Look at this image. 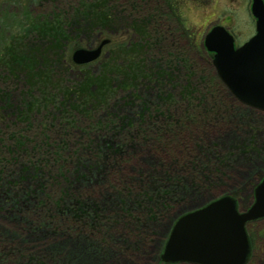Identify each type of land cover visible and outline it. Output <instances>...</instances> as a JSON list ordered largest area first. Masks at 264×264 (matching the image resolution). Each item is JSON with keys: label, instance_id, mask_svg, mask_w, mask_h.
<instances>
[{"label": "trees", "instance_id": "obj_1", "mask_svg": "<svg viewBox=\"0 0 264 264\" xmlns=\"http://www.w3.org/2000/svg\"><path fill=\"white\" fill-rule=\"evenodd\" d=\"M182 3L0 0V175L19 168L20 178L10 185L22 186L5 197L17 204L32 196L29 210L43 216L84 212L89 221L82 224L101 236L98 248L91 242L100 253L133 233L129 220L138 217L130 210L153 216L152 195L136 192L118 169L127 157L124 148L154 144L179 162L178 153L195 141L193 130L218 125L228 107L242 105L202 49L195 52L201 58L196 61L182 44L194 41L179 14ZM103 39L107 43L95 61L76 65L69 59L73 48ZM117 101L134 109L135 117L112 111ZM194 170L191 184L185 176L152 174L153 181L175 185L156 189V195L210 179ZM101 175L119 198L108 212H102L100 201L84 200L83 190H92V183H85ZM37 181L42 183L34 188ZM113 229L120 232L116 238ZM105 239L108 246L102 245ZM10 257L0 252L1 262ZM17 262L15 257L12 264Z\"/></svg>", "mask_w": 264, "mask_h": 264}, {"label": "rangeland", "instance_id": "obj_2", "mask_svg": "<svg viewBox=\"0 0 264 264\" xmlns=\"http://www.w3.org/2000/svg\"><path fill=\"white\" fill-rule=\"evenodd\" d=\"M248 4L249 0H183L179 14L187 28H195L196 40L182 44L192 51L196 61L201 60L195 52L201 50L198 39L209 20H213V23L226 22L236 32V42H242L253 32ZM145 95L146 98L151 97L150 92ZM113 103L112 111L127 114L126 118L135 117L134 109L125 107L121 101ZM245 107L232 104L225 112V119L218 125L193 130L195 141L192 140L190 148L178 153L179 162L177 157H168L164 150L156 148L154 144L124 148L127 157L119 161L118 169L136 192H149L152 195L153 216L144 209L130 210L138 217L137 220L135 217L129 220L133 233L128 235L124 244L118 241V244L111 242L108 246L105 239L102 245L108 247L103 253L91 247L95 243L98 248L101 236L82 224L89 221L84 212H75L78 214L76 217L65 212L62 216L48 213L43 216L29 210L35 201L32 196L28 202L22 199L17 204L10 202L5 192L11 194L22 186L11 189V182L20 178L21 170L9 167L6 174L0 175V252H9L11 257L4 262L0 258V264H12L15 257L19 261L16 264H80L81 261H85L83 264H159L160 249L168 228L178 215L224 194L233 195L239 208L245 210L253 201L255 185L264 175V111ZM241 140L244 143H239ZM182 156L189 157L182 161ZM194 166V174L199 172L205 177L206 173L210 179L202 180L200 186H190L192 189L181 186L182 189L179 187L166 196L156 195V189L161 191L164 187L173 188L175 185L153 181L154 177L162 179L164 175L175 174L185 176L186 182L191 184ZM141 172L143 177H138ZM41 183L37 181L34 188L40 187ZM91 183V191L83 190L86 195L84 200L89 203L100 201L102 212L114 210L119 198L110 186L111 181L101 175L85 184ZM107 186L109 190H106ZM165 197L171 201L168 202ZM246 228L252 247L247 264H264V218L248 223ZM119 233L116 230L112 232L115 238Z\"/></svg>", "mask_w": 264, "mask_h": 264}, {"label": "water", "instance_id": "obj_3", "mask_svg": "<svg viewBox=\"0 0 264 264\" xmlns=\"http://www.w3.org/2000/svg\"><path fill=\"white\" fill-rule=\"evenodd\" d=\"M250 9L256 17V33L240 48H233L231 36L220 26L206 36L205 44L215 52L212 62L220 81L240 102L264 110L263 1L252 0ZM101 44L75 48L70 59L77 64L90 62L100 54ZM258 183L255 200L244 211L238 210L232 196L223 195L177 217L163 245L161 259L244 264L250 251L244 224L264 216V177Z\"/></svg>", "mask_w": 264, "mask_h": 264}, {"label": "flooded vegetation", "instance_id": "obj_4", "mask_svg": "<svg viewBox=\"0 0 264 264\" xmlns=\"http://www.w3.org/2000/svg\"><path fill=\"white\" fill-rule=\"evenodd\" d=\"M250 8H251V0H249L248 9H249V11H250V15H251V19H252L251 24H252V28H253L252 31H253V32H252L251 34H249V35L247 36L246 39L250 38V36H252L253 33L255 32V18H254V16L252 15V12H251V9H250ZM212 21H213V20H209L208 25H207L205 31H203L204 33H203L201 36L206 35V33H208V31H210V30L212 29L213 26H215V25H221V26L224 27V29H225L226 31H228V32L230 33V35H231V37H232V40H231V41H233V44H234L235 47L240 46V44L243 43V42L246 40V39H243L242 42L237 43V42H236L237 36H236V34H235L236 32L233 31V29L231 28V26H230L229 24H227L226 22H223V21H215L214 23H213ZM191 34H192V37H193V39H194V38H195V36H194V31H192ZM195 39H196V38H195ZM199 45H200V47L202 48L203 52H204V53L206 54V56L208 57L209 62L212 64L211 61H212V58H213V56H214V52H212L211 50L206 49V47L203 45L202 42H200Z\"/></svg>", "mask_w": 264, "mask_h": 264}, {"label": "bare ground", "instance_id": "obj_5", "mask_svg": "<svg viewBox=\"0 0 264 264\" xmlns=\"http://www.w3.org/2000/svg\"><path fill=\"white\" fill-rule=\"evenodd\" d=\"M243 140H241V142H242ZM167 236V235H166ZM85 262V261H84ZM83 261H81V263L80 264H83L84 263ZM89 264V263H88Z\"/></svg>", "mask_w": 264, "mask_h": 264}]
</instances>
